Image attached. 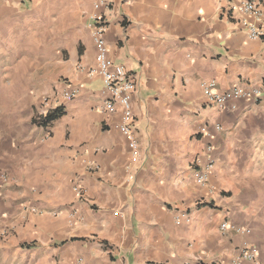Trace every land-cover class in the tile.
Listing matches in <instances>:
<instances>
[{"label":"crops","instance_id":"0c3cea01","mask_svg":"<svg viewBox=\"0 0 264 264\" xmlns=\"http://www.w3.org/2000/svg\"><path fill=\"white\" fill-rule=\"evenodd\" d=\"M94 2L0 0V228H14L0 264H264V39L241 22L253 18L219 0ZM104 13L110 58L139 78L136 156L88 77L89 24ZM205 81L261 99L222 111ZM60 106L50 126L33 123ZM225 221L249 233L224 236Z\"/></svg>","mask_w":264,"mask_h":264},{"label":"built area","instance_id":"2783aa9c","mask_svg":"<svg viewBox=\"0 0 264 264\" xmlns=\"http://www.w3.org/2000/svg\"><path fill=\"white\" fill-rule=\"evenodd\" d=\"M112 0H95L93 3L94 9L99 10L102 7L110 9ZM221 10L228 16L235 14L244 17H252L253 21L242 20V25L245 28L247 36L251 40L264 39V0H219ZM92 21L89 24L90 35L96 47L95 66L88 70V77L98 78L102 82L103 92L107 98L103 103L104 112L113 114L120 110L122 115L121 123L118 125L120 132L127 138L129 147L133 156L138 152V141L133 131L135 116L133 113V96L139 87V78L136 74L129 73L123 65L115 63L109 56V51L106 42V34L110 26V19L106 14L93 15ZM122 17V23L125 22ZM204 95L208 98L212 106L225 111L231 102L236 100H247L259 102L261 99V90L249 85L234 86L226 91H220L215 81H205L202 83ZM78 91H67L64 93L66 100H72L77 97ZM45 105L49 104V100H44ZM47 114V112H46ZM206 133V129H202ZM212 147L207 148V152H211ZM209 168L213 166L214 160L210 158ZM199 183H205V173L199 171L196 174ZM4 181L8 182L7 176L3 177ZM74 191L79 200L87 198V191L83 180H77L74 184ZM75 215H73L74 217ZM221 232L224 236H228L230 231L237 233H249L248 230L236 227L230 221H225L221 224ZM14 232L13 227L0 228V236L7 238ZM247 250V249H246ZM243 253V258L253 260L256 251L254 249L247 250ZM76 264H85L79 260ZM186 264H200L188 262Z\"/></svg>","mask_w":264,"mask_h":264},{"label":"trees","instance_id":"16d2710c","mask_svg":"<svg viewBox=\"0 0 264 264\" xmlns=\"http://www.w3.org/2000/svg\"><path fill=\"white\" fill-rule=\"evenodd\" d=\"M64 115V108L63 107H57L51 111L48 112L46 116H41L39 118L34 119L33 123L39 127H48L53 122L58 120Z\"/></svg>","mask_w":264,"mask_h":264}]
</instances>
